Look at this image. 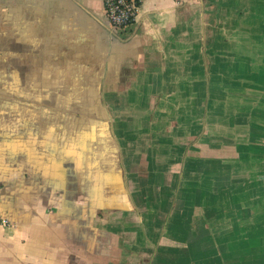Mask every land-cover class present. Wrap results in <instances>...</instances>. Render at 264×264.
<instances>
[{"label":"crops","instance_id":"crops-1","mask_svg":"<svg viewBox=\"0 0 264 264\" xmlns=\"http://www.w3.org/2000/svg\"><path fill=\"white\" fill-rule=\"evenodd\" d=\"M0 218V264H264V0H0Z\"/></svg>","mask_w":264,"mask_h":264},{"label":"built area","instance_id":"built-area-1","mask_svg":"<svg viewBox=\"0 0 264 264\" xmlns=\"http://www.w3.org/2000/svg\"><path fill=\"white\" fill-rule=\"evenodd\" d=\"M109 27L114 32H125L133 26L142 0H102ZM0 226L12 227L10 221L0 218Z\"/></svg>","mask_w":264,"mask_h":264},{"label":"rangeland","instance_id":"rangeland-1","mask_svg":"<svg viewBox=\"0 0 264 264\" xmlns=\"http://www.w3.org/2000/svg\"><path fill=\"white\" fill-rule=\"evenodd\" d=\"M249 1V0H248ZM242 19V20H241ZM240 20L241 21H243L244 19H245V15L241 18ZM246 26V23H245V21L242 23V27H241V29L242 30H245L244 29V27ZM249 27H246V28H252V26L251 25H248ZM241 30V31H242ZM232 40H234L235 41V45H233V47H232V49L234 50V49H238V47L236 46V45H238L240 42H242L243 40L242 39H240V38H238V37H236V35H235V32L232 30ZM242 37V36H241ZM244 43V42H243ZM237 47V48H236ZM216 139H219L218 137H216Z\"/></svg>","mask_w":264,"mask_h":264}]
</instances>
